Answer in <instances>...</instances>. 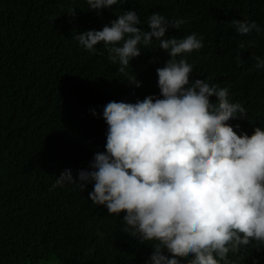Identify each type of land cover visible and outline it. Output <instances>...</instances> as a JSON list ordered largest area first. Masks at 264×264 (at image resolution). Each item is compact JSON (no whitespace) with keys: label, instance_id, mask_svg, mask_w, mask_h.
Wrapping results in <instances>:
<instances>
[{"label":"trees","instance_id":"1","mask_svg":"<svg viewBox=\"0 0 264 264\" xmlns=\"http://www.w3.org/2000/svg\"><path fill=\"white\" fill-rule=\"evenodd\" d=\"M125 9L137 11L145 29L155 11L184 17L166 35L202 36L203 47L185 54L191 79L227 86L242 103L246 118L228 121L238 134L264 126V68L254 60L264 55V34L242 35L231 23L236 17L264 24V0H123L101 9L88 8L87 0H0V264H145L153 251L124 231L126 210L117 216L93 204L91 183L52 186L63 169L75 176L105 150L103 105L160 92L156 68L170 58L166 50L143 48L132 58L127 74L142 81L136 86L109 60L103 42L90 53L74 38ZM227 255L238 264H264V243Z\"/></svg>","mask_w":264,"mask_h":264},{"label":"clouds","instance_id":"2","mask_svg":"<svg viewBox=\"0 0 264 264\" xmlns=\"http://www.w3.org/2000/svg\"><path fill=\"white\" fill-rule=\"evenodd\" d=\"M122 2L87 0V7ZM186 22L155 11L145 29L138 26L143 23L137 11L125 9L101 29L76 32L74 38L90 53L103 42L109 60L136 86L142 81L127 70L143 48L159 46L170 58L156 68L159 94L103 105L105 150L95 152L75 176L71 168L63 169L52 186L84 189L91 183L93 204L117 216L126 210L124 231L153 248L145 264H238V258L228 257L230 251L264 243V126L238 134L228 121L246 118L242 103L230 98L227 86L191 79L193 64L185 54L203 47L202 36L166 35L170 26ZM231 23L239 34H264V24L256 20L233 17ZM254 60L256 68H264V55Z\"/></svg>","mask_w":264,"mask_h":264}]
</instances>
